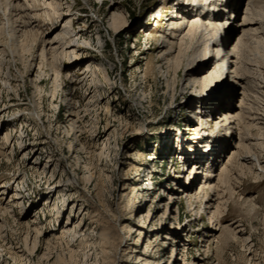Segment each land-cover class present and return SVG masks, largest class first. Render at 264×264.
I'll return each mask as SVG.
<instances>
[{
	"label": "rangeland",
	"instance_id": "1",
	"mask_svg": "<svg viewBox=\"0 0 264 264\" xmlns=\"http://www.w3.org/2000/svg\"><path fill=\"white\" fill-rule=\"evenodd\" d=\"M43 1L34 2V8L29 9L38 16L30 21L47 39L55 29L48 23ZM177 1L58 0L62 12L72 13L70 28L74 36L81 34L84 47L75 63L61 67L56 79L46 66H39L40 40L23 56L0 47V206L12 204L8 199L14 189L21 195L18 206L0 214V264H136L132 260L137 253L131 250L145 248L151 259L163 264L172 244L178 242L183 264H190L202 253L199 233L193 231L207 221L205 217L200 221L191 218L206 201L203 193L191 199L194 211L188 210L185 199L172 204L162 196L165 187L176 179L174 170L179 171L181 179L189 176L186 171L192 168V162L183 165L179 161L181 154L177 151L181 136L184 143H189L194 134L188 118L189 111L194 110L195 92L191 86L183 87L186 56L178 65L172 63L167 68L157 59V51L151 49ZM240 3L232 17L237 27L245 17H264V0L254 13L248 11L247 0ZM161 6L165 10L160 11L159 20L157 10ZM114 11L125 17V28L110 25ZM27 12L23 9L21 13ZM4 19L0 11V27ZM247 24L259 27L257 23ZM7 29H0L1 43L7 41ZM241 31L242 25L236 35ZM263 35L248 38L245 64L262 93H256L261 102ZM87 62L91 67L83 73L81 67ZM213 68L212 64L208 70ZM242 92L238 88L233 99L237 105L244 99ZM22 109L23 117L13 120L12 115ZM71 109L75 111L72 123L67 121ZM30 111L33 118L27 113ZM7 130L13 135L12 144L2 139ZM234 169L226 182L229 188L223 187L229 190L224 193L226 210L220 220L223 225L238 223L242 235L223 231L217 243H209L203 264H264V176L256 179L238 167ZM201 173H196L194 189ZM7 182L14 189L2 191V184ZM175 184L178 188L181 185ZM150 186L145 193L143 189ZM169 208L173 218L168 217ZM79 209H86L87 215L83 217ZM27 212L40 221L41 232L33 249L32 241L24 245L30 218ZM70 219L67 226L73 230L74 224L85 223L84 230L78 228L86 233L83 240L81 233L73 234L75 230L61 236L62 226ZM137 221L148 223L154 230L160 227L155 233L162 232L161 226L175 227L178 232L173 242L164 243L163 233L159 237L144 230L140 235ZM30 234L36 235L32 231Z\"/></svg>",
	"mask_w": 264,
	"mask_h": 264
},
{
	"label": "bare ground",
	"instance_id": "2",
	"mask_svg": "<svg viewBox=\"0 0 264 264\" xmlns=\"http://www.w3.org/2000/svg\"><path fill=\"white\" fill-rule=\"evenodd\" d=\"M39 1L21 0V3H19L20 0H4L3 5L0 3V11L3 12V18H5L2 25L9 29V34L6 36L7 41L0 42V47L2 46L3 50H6L9 54L23 56L31 48L33 49L40 40L42 47L40 52L41 65L39 66L40 68L46 66L56 79L61 75L62 66L75 63L78 60L84 42L80 39V33L74 36L73 28H70L72 13L62 12L58 0H42L43 3L40 2L45 4L48 23H51L52 30L55 29L50 37L44 39V36H41L35 26H32L33 22L30 21L38 16L29 9L34 8L33 3ZM247 1L248 11L250 9L252 13L262 4V0ZM240 2L242 0H178L171 6L169 17L165 18L164 31L157 33L158 41L155 47L151 48L157 51V59L161 63L163 62L167 68H171L172 63L178 65L179 59L185 55L183 87L185 89L191 86L195 92L193 109L197 113L194 110L189 111L191 117L188 118V122L190 121L189 130L194 134L189 143H184V135L181 136L182 142L177 146V151L181 154L179 161L183 162V165H186L189 161L192 162V168H188L186 171L190 175L184 177L182 175V178L179 179L181 174L179 175L178 170H174L173 176L176 178L174 181L181 185L178 188V185L173 181L170 186L165 187L168 190L164 189L162 191V196L167 197L166 202L169 201L175 204L185 199L190 211H194L191 204L192 198L203 193L202 197L206 200L201 211L196 212L195 217L191 218L193 221H200L202 217H205L207 225L194 228L195 231L193 232L199 233L198 241L202 243L203 249L201 250L202 253H198L190 264H203L207 260L208 253L206 251L210 246L209 243H217L223 231H230L233 236H235V233L242 235L238 223L230 222L223 225L220 220L226 210L227 198L224 197V193L229 190L228 177H232L233 169L238 167L240 172L251 173L256 179L259 176H264V156L262 155L264 151V100L263 102L260 99L258 101L256 93L260 95L262 93L256 87L255 81L249 77V69L245 66L246 51L249 49L248 38L252 37L253 34L264 33V17L255 15L250 20L245 17L240 24V26L242 25L241 34L236 35L240 26L234 25L232 17L234 16L233 12L241 4ZM164 7L161 6L157 10L159 20L162 19L160 11L164 13ZM23 9L28 10L24 15L21 13ZM64 17H66L65 21L62 20ZM59 20H62L61 24L64 21L62 27L61 24L59 26L57 24ZM110 20V25L114 28L123 29L126 27L125 17L119 12L114 11L110 16ZM247 23H257L259 27H247V25H254ZM3 26L0 27L1 31L4 30ZM258 29L260 30L258 31ZM235 35L237 36L236 44L234 43ZM176 49L177 56L174 55ZM189 51L190 54H187ZM212 64L214 65L213 70H208V67ZM90 67L91 64L87 62L81 67L83 68L82 72L84 73ZM77 68L80 69L79 65H77ZM240 87L243 89L244 99L237 105L233 99L237 98L238 88ZM31 112L27 113L32 117L33 113ZM23 114L22 109V111L12 115V119H20ZM206 115H208L207 118H205ZM74 116L75 111L71 109L67 121L72 123ZM0 121H2V116ZM251 130L254 131V134ZM2 139L5 144H12L14 138L7 130ZM151 157L153 158V156ZM36 162L35 159L33 164ZM196 173H201V175L198 180L199 183L194 189L193 185L197 180ZM238 173H235V175ZM18 177L17 174L15 180ZM225 186L228 188L223 189ZM11 187L7 182L2 184L1 190L14 189V187ZM151 188V186L147 187L143 191L146 193ZM172 189L176 190L171 192ZM178 191L181 192L177 193ZM8 200L12 204L8 203L9 205L0 206V214L2 213V215L8 212V208L18 206V203L21 202V195L18 190L14 189ZM164 206L167 210V204ZM78 211L83 212V217L87 215L86 209H79ZM170 211L169 208L168 217L173 218L174 215ZM148 215L150 216V214ZM148 215L145 217H148ZM26 216L30 218L26 222L28 229L24 245L26 246L28 242L32 241L33 249L38 243V236L41 232L40 221L36 216H32L30 212H27ZM161 217H164V215ZM70 222L71 219L69 223L67 222L66 225L62 226L61 236H67L75 230L73 234L81 233L83 240L86 233L79 232L78 228L82 230L85 223L74 224L75 229L73 230L70 226H67ZM135 226L138 228L140 235L144 230L155 233L156 230L160 229L159 227L154 230L148 227V223L138 221L135 222ZM161 229L163 234L157 232L155 236L160 237L161 234L164 243L173 242L174 234L178 232L177 228L161 226ZM30 231L36 235L32 236ZM218 232L219 234H216ZM47 244H51V239H47ZM181 247L179 242L177 245L172 244L171 254L167 256L163 264H183L182 261L185 258L181 254L179 255L182 250ZM25 250H27L26 247ZM131 251L137 253L135 260H132L136 264L162 263L151 259L146 248L139 252L136 249Z\"/></svg>",
	"mask_w": 264,
	"mask_h": 264
}]
</instances>
